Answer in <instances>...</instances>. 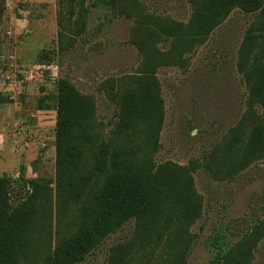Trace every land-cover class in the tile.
Masks as SVG:
<instances>
[{
    "label": "rangeland",
    "instance_id": "374dc122",
    "mask_svg": "<svg viewBox=\"0 0 264 264\" xmlns=\"http://www.w3.org/2000/svg\"><path fill=\"white\" fill-rule=\"evenodd\" d=\"M102 1L64 0L68 31L60 45L58 0H0V177L11 179L14 204L27 197L28 180H48L55 190L57 80L95 100L97 126L110 138L123 119L116 96L136 77L154 74L163 100L155 164L186 168L203 199L185 264H215L217 234L237 243L264 221V160L231 170L223 148L248 110L238 53L257 14L236 8L195 41L185 33L194 21L192 0ZM150 30L156 36L148 53ZM184 36L188 49L174 54ZM56 227L55 217L54 241ZM135 230L130 221L83 264H109L112 249L127 245ZM249 264H264V236Z\"/></svg>",
    "mask_w": 264,
    "mask_h": 264
},
{
    "label": "trees",
    "instance_id": "16d2710c",
    "mask_svg": "<svg viewBox=\"0 0 264 264\" xmlns=\"http://www.w3.org/2000/svg\"><path fill=\"white\" fill-rule=\"evenodd\" d=\"M58 1L61 45L67 14L64 0ZM192 5L194 21L185 33H195V41H202L236 8L257 14L238 53L248 110L223 146L228 169L243 170L264 160V0H192ZM155 33L148 35V53ZM190 40L184 36L173 53L188 49ZM133 85L116 96L123 119L106 138L97 126L95 100L68 79L57 80L55 190L48 180H28L27 197L14 204L11 179L0 177V264H83L133 220V239L112 249L109 264L186 263L190 228L202 215L203 199L186 168L155 164L163 125L159 80L154 74L142 75ZM262 236L264 221L237 243L217 234L211 244L214 263L249 264Z\"/></svg>",
    "mask_w": 264,
    "mask_h": 264
},
{
    "label": "crops",
    "instance_id": "0c3cea01",
    "mask_svg": "<svg viewBox=\"0 0 264 264\" xmlns=\"http://www.w3.org/2000/svg\"><path fill=\"white\" fill-rule=\"evenodd\" d=\"M23 1H29L31 3H51L53 0H23ZM7 2L9 3L10 0H7Z\"/></svg>",
    "mask_w": 264,
    "mask_h": 264
}]
</instances>
